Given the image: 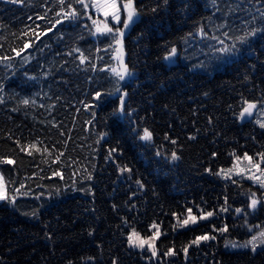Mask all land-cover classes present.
Here are the masks:
<instances>
[{
  "label": "trees",
  "instance_id": "16d2710c",
  "mask_svg": "<svg viewBox=\"0 0 264 264\" xmlns=\"http://www.w3.org/2000/svg\"><path fill=\"white\" fill-rule=\"evenodd\" d=\"M133 6L121 80L86 0H0V264H264L229 247L263 189L220 173L264 167V0Z\"/></svg>",
  "mask_w": 264,
  "mask_h": 264
},
{
  "label": "rangeland",
  "instance_id": "374dc122",
  "mask_svg": "<svg viewBox=\"0 0 264 264\" xmlns=\"http://www.w3.org/2000/svg\"><path fill=\"white\" fill-rule=\"evenodd\" d=\"M86 1L89 5L91 11L94 14V21L96 22L95 23L96 31H97V27L103 28L104 24H107V26L109 28H112L113 31H116V35H115V39H114V46H113V50H114V67H113V70L116 73H123V69L126 66L124 64L123 54H122L121 25H124L123 21L125 19H127V12L123 10V4L126 3L127 0H117L118 6L121 8L119 21L112 20L111 15H109L108 17H105V15H104L105 9L103 7L98 8L95 6L96 3L102 4L104 2V0H86ZM117 30H119V31H117ZM117 40L120 41V44H117V42H116ZM118 49H119V51H118ZM254 165H256V164H250L247 162L242 163L241 161H239L237 164H235L232 167H228L226 169L225 168L221 169L220 173L222 175H228V176L235 175V176H239V177H246L248 179H252L256 184H258L261 187V185L258 181L264 180V176L261 175V171H264V167L259 166V169H258ZM0 178H2L1 173H0ZM0 185L3 186V189L5 191L3 178L0 179ZM261 188L263 189L262 193H263V198H264V187H261ZM5 193H6V191H5ZM253 199H255L258 202V200L256 198H253ZM256 207H257V204H256L255 208ZM262 231H264V225L259 227L256 231H254V233H252L246 240L231 241L229 243V247L230 248H251V249H253V245L247 243L248 241H250L252 239L253 236L257 237V240L254 242L256 245L255 248H257L259 245H264V243L260 242L261 239H264L260 236V233ZM145 242L151 243V239L145 240ZM233 245H236V246L234 247ZM242 245H247V246L242 247Z\"/></svg>",
  "mask_w": 264,
  "mask_h": 264
},
{
  "label": "snow or ice",
  "instance_id": "6c2138e0",
  "mask_svg": "<svg viewBox=\"0 0 264 264\" xmlns=\"http://www.w3.org/2000/svg\"><path fill=\"white\" fill-rule=\"evenodd\" d=\"M60 2L63 4L64 3V0H60ZM78 2L79 3H83V0H78ZM95 6L98 7V8L99 7H103L105 9V11H104L105 17H108L109 15H111L112 20H115V21H119L120 20L121 8L118 6L117 0H104V2L102 4L96 3ZM123 10L127 12V19H125L123 21L125 27H127L130 22H133L134 21V18L137 15L136 9L133 6V0H127V2L123 4ZM71 15L75 16V13H72ZM94 23H96V22L94 21ZM97 31L98 32L107 31V32L110 33L113 30H112V28H109L107 26V24H104V27L103 28L97 27ZM117 31H119V30H117ZM255 31L256 30H253L252 32L248 33V35H253L255 33ZM116 42H117V44H120V41L119 40H117ZM28 46L29 45H27V44L25 45V47H28ZM118 51H119V49H118ZM175 51H176L175 49L172 50L173 53H175ZM17 55H19V53H17ZM166 59H167V57H166ZM82 62H83V60H82ZM118 75H119V78L121 80H123L125 78V75H130V73H128V70L125 67L123 69V73H118ZM96 95H97V98H99V96L101 94L100 93H97ZM24 103L27 104L28 101L25 100ZM255 107H256L255 104H248V106L243 110V112H241L240 115L243 117L245 114H251V110L254 109ZM261 127H264V124H261ZM141 139H143V140H150L151 139V134L147 130H145L144 131V135L141 137ZM261 156H262V158H264V154H261ZM177 158L178 157H176V154L173 153V159H177ZM244 159H247L249 161L252 160V158L251 157H248L247 155H245ZM6 162L9 163V164H12L13 163L12 160H8ZM254 166L259 169V165H254ZM261 175L264 176V171H261ZM0 179H2V178H0ZM258 182L260 183L261 187H264V180H261V181H258ZM254 195L255 194H253V196ZM3 199H6V193H5L4 189H3V186L0 185V200H3ZM256 204H257V201L255 199H253L252 200V203H251V207L255 208ZM236 211L237 212H240L241 210L240 209H236ZM188 212H189V220H191L193 223H195L197 218L195 216L191 215L192 210L189 209ZM211 215H213V213H211V212L206 213V216H211ZM206 216H201L200 218L203 219V218H206ZM189 220H185V221H183V223L184 224H187L189 222ZM153 227H155V225ZM226 230H227L226 228L220 229V231H226ZM137 235L138 234H136L135 232H133L131 235H129L128 239H129V243L130 244L133 243V236H137ZM260 236L262 238H264V231H262L260 233ZM154 238L155 237H153V239ZM207 239H214V237H209L208 235L199 236L192 243H199L201 240H207ZM256 240H257V237L256 236H253L252 239L247 242L248 244H252L253 245V250H255V247H256V245L254 243ZM260 242L261 243H264V239H261ZM144 243H145L144 241H141V245L140 246H143ZM148 246L149 247H152L151 244H149ZM233 246L235 247L236 245H233ZM244 246H247V245H242V247H244ZM185 251H186V249H185ZM171 253H172V250L169 249V254H171ZM153 254H155V253H153Z\"/></svg>",
  "mask_w": 264,
  "mask_h": 264
},
{
  "label": "water",
  "instance_id": "95a60500",
  "mask_svg": "<svg viewBox=\"0 0 264 264\" xmlns=\"http://www.w3.org/2000/svg\"><path fill=\"white\" fill-rule=\"evenodd\" d=\"M248 104H253L252 102H248L242 109L241 112H243V110L248 106ZM256 107L254 109L251 110V114H245L243 117L240 115V119L243 120V121H248L251 119V117L253 116L254 114V111H255Z\"/></svg>",
  "mask_w": 264,
  "mask_h": 264
}]
</instances>
